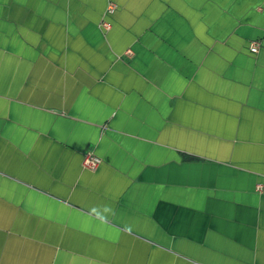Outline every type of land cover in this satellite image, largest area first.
<instances>
[{
	"label": "crops",
	"instance_id": "1",
	"mask_svg": "<svg viewBox=\"0 0 264 264\" xmlns=\"http://www.w3.org/2000/svg\"><path fill=\"white\" fill-rule=\"evenodd\" d=\"M0 264H264V0H0Z\"/></svg>",
	"mask_w": 264,
	"mask_h": 264
},
{
	"label": "built area",
	"instance_id": "2",
	"mask_svg": "<svg viewBox=\"0 0 264 264\" xmlns=\"http://www.w3.org/2000/svg\"><path fill=\"white\" fill-rule=\"evenodd\" d=\"M115 10V5L113 3H109L107 5V8L105 10L104 16L100 21V26L103 29H108L111 25L110 21L107 19V15L113 13V11ZM250 50L255 52L258 49V44L256 42H252L250 44ZM128 53H131L130 50H128ZM101 162V159L99 156H97L96 154L92 153V152H85L83 155V160H82V165L84 168L87 169H95ZM257 189L258 190H262V185L261 184H257Z\"/></svg>",
	"mask_w": 264,
	"mask_h": 264
}]
</instances>
